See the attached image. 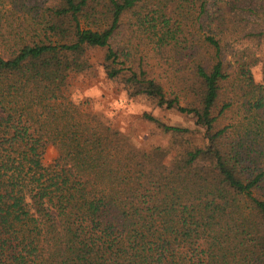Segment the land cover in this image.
Masks as SVG:
<instances>
[{"label": "trees", "instance_id": "16d2710c", "mask_svg": "<svg viewBox=\"0 0 264 264\" xmlns=\"http://www.w3.org/2000/svg\"><path fill=\"white\" fill-rule=\"evenodd\" d=\"M36 7L28 29L2 37L0 264H264V17L247 30L255 1ZM93 50L104 51L106 78L130 99L176 110L193 126L145 115L163 136L181 135L146 146L72 100L67 76L90 74ZM194 133L203 146L187 138Z\"/></svg>", "mask_w": 264, "mask_h": 264}, {"label": "rangeland", "instance_id": "374dc122", "mask_svg": "<svg viewBox=\"0 0 264 264\" xmlns=\"http://www.w3.org/2000/svg\"><path fill=\"white\" fill-rule=\"evenodd\" d=\"M20 1V2H19ZM2 0L0 2V17L2 19L0 31V53L5 55L6 39L3 36L9 37L12 34L22 33L24 29H28L29 23L33 14L31 10L36 6L44 4L48 0ZM258 12L257 17L251 19V26L247 30L257 28L259 21L264 17V0H254ZM262 6L263 9L259 7ZM37 8V7H36ZM253 16V15H252ZM258 30V29H257ZM128 36L123 39L120 37L119 42L114 44L120 48H125ZM136 46V54L139 58L147 55V49L144 46ZM264 48V46H263ZM261 54L264 59V51ZM87 58L92 65L90 74L81 77L76 73H71L67 76L65 85L68 96L78 103H87L94 110L105 116L119 127L123 135L127 138L140 142L146 146L167 145L173 142L174 139H181V135L173 136L169 134L163 136L157 131L144 116L151 115L159 119L162 123L168 126L176 127H192L194 118L182 114L176 110H162L156 108L153 104L145 102L141 99H130L123 86L119 82L109 81L103 71L104 51L93 50L87 55ZM230 56L228 60H231ZM149 64L155 69L156 76L164 75V70L158 66L156 61L149 59ZM253 79L256 84H261L263 81L262 66L258 65L252 69ZM167 76V75H166ZM163 78L166 91L171 94L175 92L171 82ZM171 88L173 90H171ZM181 104L185 105V98L180 96ZM225 125L229 124V120L223 121ZM185 136V135H184ZM194 147L203 146L204 140L198 133L188 134ZM181 148V147H180ZM176 147L177 150H180ZM182 149V148H181ZM56 157V150L50 148L47 151V160L50 162Z\"/></svg>", "mask_w": 264, "mask_h": 264}]
</instances>
